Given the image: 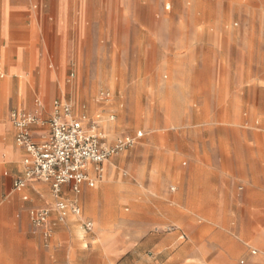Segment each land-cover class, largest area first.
<instances>
[{
    "label": "crops",
    "instance_id": "1",
    "mask_svg": "<svg viewBox=\"0 0 264 264\" xmlns=\"http://www.w3.org/2000/svg\"><path fill=\"white\" fill-rule=\"evenodd\" d=\"M166 1L0 0V264H65L71 256V235L77 232L71 220L84 229L83 220L92 222L88 216L113 215L116 211L113 204L101 207L100 199L115 198L123 203L141 197L149 228L172 222L188 228L194 217L211 215L215 201L234 196L230 184L223 185L222 194L217 193L219 185L214 179L225 177L230 171L225 164L216 162L214 157L195 158L190 151L184 155L166 136L153 137L148 142L142 190L129 181L105 182L115 171L117 157L105 164L104 179L95 188L84 187L75 194L63 187L59 200L78 205L83 220L69 216L64 223H56L48 240L31 225L29 210L54 206L57 199L49 185L31 182L22 191L13 189L14 179L23 175L25 152L15 142L10 113L37 114L47 120L52 112L51 94L59 89L68 69L72 70L66 84L75 79L77 72H114L128 58L144 59L146 73H179L183 67L197 63L212 72H242V90L262 87L264 55L256 30L242 29V51L234 54L219 49L197 51L198 43L207 41L213 46L226 34L212 24L200 34L199 23L190 19L185 20L190 34L184 35L182 19L165 17V10L169 9ZM71 74L74 76L68 81ZM250 98L242 97V101ZM192 99L190 94L188 100ZM46 133V126L33 127L36 141ZM114 141L108 137L109 143ZM223 150L230 161V153L225 147ZM258 154L260 158L261 148ZM182 158L187 163L182 164ZM237 159L242 172V156ZM172 183L176 186L170 187ZM51 219H56L54 211ZM202 233V229L194 228V242L187 253L178 255L213 264L218 258L208 257L211 250L229 248L235 237L242 240V233L221 231L198 240ZM171 234L177 242L188 239L181 229ZM38 248L42 257L33 259L31 252Z\"/></svg>",
    "mask_w": 264,
    "mask_h": 264
},
{
    "label": "rangeland",
    "instance_id": "2",
    "mask_svg": "<svg viewBox=\"0 0 264 264\" xmlns=\"http://www.w3.org/2000/svg\"><path fill=\"white\" fill-rule=\"evenodd\" d=\"M166 5L169 9L165 17L182 19L184 35L190 34V26L185 24L190 19L199 23L200 34L211 24L226 34L213 46L207 41L198 43L197 51H242L243 29L256 30L264 55V0H167ZM125 62L106 74L77 72L66 84L72 70L68 69L59 89L51 94V104L55 99H65L77 115L93 116L103 110L104 130L111 140L142 133L131 149L117 156L115 171L105 182L129 181L142 190L148 142L166 136L184 155L190 151L195 158L214 157L225 164L230 171L214 179L219 185L217 193L222 194L223 185L230 184L234 196L215 201L212 214L194 217L188 228L175 222L149 228L141 197L123 203L115 198L100 199L101 207L113 204L116 211L113 215L86 216L93 222L91 232L71 220L77 232L71 235V256L65 264H204L178 255L187 253L194 242V228L203 231L198 240L213 231L242 233V240L235 237L229 248L209 252V258H218L213 264H264V84L242 90V72H212L197 63L183 67L179 73H146L144 59L128 58ZM102 91L110 94L108 103L99 100ZM190 94L192 100H188ZM242 97L251 98L244 102ZM108 113L115 115L113 122L107 120ZM164 145L162 140L161 147ZM240 156L242 172L237 159ZM181 162L185 164L187 159ZM179 228L188 236L184 242H177L171 234ZM31 256L41 259V249H34Z\"/></svg>",
    "mask_w": 264,
    "mask_h": 264
},
{
    "label": "built area",
    "instance_id": "3",
    "mask_svg": "<svg viewBox=\"0 0 264 264\" xmlns=\"http://www.w3.org/2000/svg\"><path fill=\"white\" fill-rule=\"evenodd\" d=\"M73 76L71 74L68 81ZM99 100L108 103L110 94L100 92ZM103 115V110L93 116L77 115L72 104L63 99L53 101L52 112L47 120L37 114L19 111L10 113L15 142L25 152L23 175L14 179L13 189L22 191L29 183L40 182L49 185L57 199L51 208L29 210L31 225L41 230L45 240L52 235L56 223H64L69 216L83 220L78 205L59 200L61 189L68 187L71 192L79 194L84 187L95 188L104 179L105 164L131 149L142 137L139 132L135 136H123L109 143ZM114 119V114H107L109 122ZM34 126L47 127V133L40 141L34 139ZM53 211L56 213L54 221L51 219ZM83 226L85 230L91 231L93 223L83 220Z\"/></svg>",
    "mask_w": 264,
    "mask_h": 264
}]
</instances>
